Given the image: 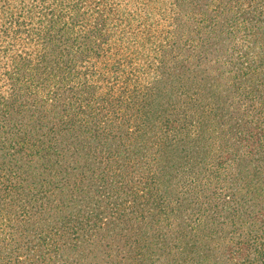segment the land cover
Returning <instances> with one entry per match:
<instances>
[{"label": "trees", "instance_id": "trees-1", "mask_svg": "<svg viewBox=\"0 0 264 264\" xmlns=\"http://www.w3.org/2000/svg\"><path fill=\"white\" fill-rule=\"evenodd\" d=\"M0 264H264V0H0Z\"/></svg>", "mask_w": 264, "mask_h": 264}]
</instances>
